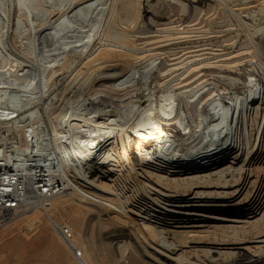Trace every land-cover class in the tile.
I'll return each mask as SVG.
<instances>
[{
    "label": "bare ground",
    "instance_id": "6f19581e",
    "mask_svg": "<svg viewBox=\"0 0 264 264\" xmlns=\"http://www.w3.org/2000/svg\"><path fill=\"white\" fill-rule=\"evenodd\" d=\"M1 131L64 184L6 224L42 214L75 264L98 257L55 212L80 205L171 264H254L257 243L211 232L264 238V0H0Z\"/></svg>",
    "mask_w": 264,
    "mask_h": 264
},
{
    "label": "rangeland",
    "instance_id": "374dc122",
    "mask_svg": "<svg viewBox=\"0 0 264 264\" xmlns=\"http://www.w3.org/2000/svg\"><path fill=\"white\" fill-rule=\"evenodd\" d=\"M250 120L253 122L249 117L245 126L246 131L255 130L256 123H250ZM249 126L251 127L250 130ZM169 131L174 133V128ZM259 168H263L262 171L264 172L263 165ZM260 169L259 171L261 172ZM76 207L79 213H75L71 218L60 217L58 212H55V215L57 218H63L71 222L75 229H80V234L83 235L87 246L92 247L95 252L97 251L96 253L93 251L94 257H98L96 259L97 264H161L163 261L164 258L159 255L157 256V254H155V257L149 247L144 245L138 246L133 238L129 236L123 220L116 219L117 221H114L115 218L108 209L101 212L98 210L96 212H89L81 205ZM83 209L85 210L83 211ZM80 210L83 212H80ZM42 216L41 214L39 222L29 227H24L20 224L18 226L17 223H8L0 227V264H75L67 255L49 222ZM213 224L212 222L205 221L196 226V228L204 232L209 229L211 230L210 226ZM256 228H259V226L243 228L229 225L213 228L211 233L215 238L226 242H242L243 244H250V242L257 243V248L251 245L248 248H256L261 257V260L254 264H264V238L253 236L254 233L252 231H255ZM116 240H125L133 244L129 253L127 255L124 254L121 259L116 257L117 253L114 251V242ZM162 264L171 263L164 259Z\"/></svg>",
    "mask_w": 264,
    "mask_h": 264
},
{
    "label": "built area",
    "instance_id": "2783aa9c",
    "mask_svg": "<svg viewBox=\"0 0 264 264\" xmlns=\"http://www.w3.org/2000/svg\"><path fill=\"white\" fill-rule=\"evenodd\" d=\"M262 90L259 91V98ZM18 138H8L7 132L0 133V227L19 215L29 205L43 207L46 198L58 193L64 184L50 181L47 175L36 171L26 175L17 165L15 148ZM65 240L71 237L66 227L59 228Z\"/></svg>",
    "mask_w": 264,
    "mask_h": 264
}]
</instances>
